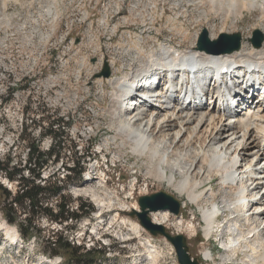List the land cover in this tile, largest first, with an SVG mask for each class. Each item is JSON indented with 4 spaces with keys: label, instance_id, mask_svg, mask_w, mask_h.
Wrapping results in <instances>:
<instances>
[{
    "label": "rangeland",
    "instance_id": "1",
    "mask_svg": "<svg viewBox=\"0 0 264 264\" xmlns=\"http://www.w3.org/2000/svg\"><path fill=\"white\" fill-rule=\"evenodd\" d=\"M117 1L120 0H0V159L8 158L10 168H23L30 141L38 143L42 151H48L54 142L49 136L43 137L44 130L41 128L47 127L48 122L45 120L47 117L60 118L62 123L56 127L65 132L62 137L64 149L59 162L51 161L42 170L41 177L46 180L55 176L64 181L66 185L64 195L72 198L74 210L81 202L91 204L94 210L89 218L93 220V217L106 207V210L111 209L110 207L117 209L124 203L130 206L138 202L140 197L165 193L180 204L179 214H172L171 222L166 224L167 227L164 226L167 231L173 236L183 235L187 239L191 255L201 264H224L225 252L219 249L215 238L209 242L206 240L205 223L201 214L204 208L220 206L223 208L220 211L223 213V217H219L220 226L223 228L224 225V230L228 228L225 230L226 233L233 231L232 225L237 217L232 214L233 205L230 207L232 204L230 200L234 197L225 193L220 185V177L214 176L213 182L203 184L199 191L207 194L200 203L184 208L186 198L180 197L165 183L156 181L151 175L148 162L133 155L129 143H123L119 138L114 139L113 129L117 121L115 122L108 114L112 108L110 83L114 82L110 81L109 84L100 86L95 82V78L100 76L91 75L90 66L93 68L98 63L101 51L104 52L106 55L104 64L98 71L102 75L106 68L109 69L110 77L105 78L107 82L113 77L121 76L124 71H129L131 64L140 65L128 52L123 53L117 49L119 41L128 42V35L117 33L113 37L111 27L99 23L105 15L115 14L111 16L110 23L124 25V18L130 16L131 10L135 11L133 8L136 7L134 3L137 0H121V15L115 11ZM167 7L171 10L177 8L174 2ZM140 13L145 16L149 14L144 9H141ZM259 15V12H248L243 22L235 21L234 27L229 25L226 31L232 34L240 33L245 39L251 36L252 42L254 32L260 29L257 27ZM196 16L194 11H190L188 17L184 18L185 24L193 25ZM141 21L140 19L139 22ZM210 24L215 28L220 27L221 22L212 20ZM163 25L164 23L160 29L164 27ZM133 28L141 32V26ZM191 28L200 29L201 35L205 30V27L197 23ZM129 32L132 34L134 31ZM151 32L156 35L155 31ZM161 32L162 41H171L177 46L182 44L183 48L190 45L180 37L167 32L165 27ZM213 33H218V38L214 40L217 41L220 38L219 30ZM149 45L160 48L161 43L156 44L153 40ZM251 45L253 46V43ZM112 60L119 63L117 68L112 67ZM204 101L209 103V100ZM74 144L77 145L75 150L85 161L86 167L80 182L66 181L69 172L64 170L63 166L65 163L68 166L72 165L71 147ZM263 160L264 156L260 161ZM23 175L30 177L31 174L25 171ZM49 180L54 182L55 179L53 177ZM0 184L13 195L17 190L16 184L5 177H0ZM98 197L106 201L105 208L98 207L99 204L96 202ZM56 203L54 201L53 205ZM225 210L228 211L225 213ZM244 214L242 218L248 217L250 213L246 211ZM89 218L86 216L78 222L69 220L68 223L61 225L47 220L44 216L34 217L40 233L37 238L33 237L25 242L17 226L9 224L0 210V264H70L69 253L60 249V245H57L55 252L49 249L51 246L48 241L55 242L59 237L65 238L73 247H81L84 249L83 252L102 251L100 253L102 261L100 260L99 264H104L103 260H106L107 264H112V261L114 264H131L138 253L140 258L146 259L142 255L149 250L146 244V239L152 238L149 233L144 231L140 235L131 233L130 239L123 242L118 237L120 234L116 224L107 229L100 228L92 221L90 227L83 228V223ZM181 219L185 226L179 227L177 224ZM19 220L23 223L29 220V214L24 209L19 214ZM191 222L197 229L195 234L187 227ZM242 222L244 228L246 221ZM7 227L17 230V242L13 243L10 239ZM152 240V245L156 247L152 249L156 257H151L153 261L148 260L142 264H179L175 248L170 243L161 236ZM208 249L213 250L216 262L204 259V251ZM149 252L150 250L148 254Z\"/></svg>",
    "mask_w": 264,
    "mask_h": 264
},
{
    "label": "bare ground",
    "instance_id": "2",
    "mask_svg": "<svg viewBox=\"0 0 264 264\" xmlns=\"http://www.w3.org/2000/svg\"><path fill=\"white\" fill-rule=\"evenodd\" d=\"M120 1L115 3L118 15L122 14ZM173 2L177 8L168 9L167 6ZM134 4L135 11L131 10L130 16L123 20L126 26L121 23L112 25L109 20L115 15L113 13L105 15L99 23L111 27L113 37L117 33L128 35V42L119 41L117 49L128 52L140 65L131 64L129 71L107 82L98 71L104 64V52L101 51L98 63L93 68L90 66L91 75L100 76L95 78L97 84L105 86L110 81L114 82L110 83L112 108L108 113L117 121L114 123V139L129 143L132 154L148 162L156 181L165 183L180 197L186 198L184 208L200 203L207 194L199 191L203 184L213 182L214 176L220 177L225 193L234 197L230 200V207L233 205L232 214L237 217L232 225L233 231L238 229L237 236L226 233L225 226H220L223 208L213 205L201 211L206 240L210 241L209 236L216 229L221 232L219 241L225 249L224 264H264V160L260 161L264 156V42L261 47L254 48L251 36L243 37L240 51L229 54L217 52L200 48L199 43L197 45L200 29L191 28L194 23L205 27L204 31L212 42L218 38L214 31L219 30L220 36L232 35L226 31L227 26L234 27L235 21L243 22L248 12H259L260 21L256 25L264 36V0H137ZM141 9L149 14H141ZM190 11L197 14L196 21L193 25H186L184 18ZM212 20H219L220 27L212 28ZM163 23L167 32L180 37L190 44L189 47L162 41L164 27L160 29V26ZM134 26H141V32ZM129 30L134 32L130 34ZM151 31H155L157 36ZM153 40L156 44L161 43L160 48L149 45ZM115 60L111 64L117 68L119 63ZM220 70L226 72L220 76ZM198 91L205 95H198ZM204 100H209V103ZM94 196L97 197L96 194ZM96 202L100 209L105 208V200L98 197ZM120 207L122 213L140 208L138 202L131 207L126 203ZM106 208L93 220L88 215L83 228L90 227L92 221L107 229L116 224L118 237L123 242L130 239L133 230L139 235V224L126 219L119 223L115 208ZM246 211L249 216L242 218ZM171 215L166 210L152 213L149 217L152 223L167 227ZM240 219L246 221V230L242 228L243 222L238 226ZM177 225L185 226V222L181 219ZM125 226L128 227L127 233H123ZM187 227L192 233L197 232L193 222ZM7 233L13 243L17 242L15 228L7 227ZM230 235L233 237L229 238ZM138 255L131 264L147 262ZM146 255L148 253L142 257ZM204 259L216 262L213 250L204 251ZM105 262L103 260L107 264Z\"/></svg>",
    "mask_w": 264,
    "mask_h": 264
},
{
    "label": "trees",
    "instance_id": "3",
    "mask_svg": "<svg viewBox=\"0 0 264 264\" xmlns=\"http://www.w3.org/2000/svg\"><path fill=\"white\" fill-rule=\"evenodd\" d=\"M45 120L48 125L41 128L44 130L43 137L49 136L54 142V145L48 151H42L38 143L30 141L27 159L23 168H10L8 158L0 159V177H5L8 181L15 183L17 187L13 195L11 191L0 184V210L9 224L17 226L25 242L30 241L33 237L37 238L40 233V229L33 220L34 217L44 216L51 222L63 225L68 223L69 220L78 222L90 215L94 209L91 204L81 202L80 206L74 210L72 198L64 195L65 182L55 176L46 180L41 177L42 170L51 161L53 163L59 162L64 149L62 137L65 135L60 127H56L62 123L60 118L47 117ZM76 147V144L71 147L72 165L63 164L64 170L69 172L66 181L80 182L86 170V167H84L85 161L81 156H78L79 152L75 150ZM25 171L29 175L31 174L30 177L23 175ZM53 177L54 182L49 180ZM54 201L57 202L56 205H53ZM23 209L29 214V220L25 223L19 220V214ZM48 243H50L51 247L49 249L51 252H55L57 245H60V249L69 253L70 264H96L102 252L99 250L83 252L84 249L73 247L62 237L57 238L55 242L49 240ZM53 254L56 255L57 253Z\"/></svg>",
    "mask_w": 264,
    "mask_h": 264
},
{
    "label": "water",
    "instance_id": "4",
    "mask_svg": "<svg viewBox=\"0 0 264 264\" xmlns=\"http://www.w3.org/2000/svg\"><path fill=\"white\" fill-rule=\"evenodd\" d=\"M242 37L240 34H222L217 41L210 42L207 31H204L200 37L199 47L210 49L217 52L233 53L241 48ZM264 42V36L258 30L254 32L252 43L254 48L261 47ZM104 78L110 77L108 68L102 73ZM140 211H133L129 214L131 218H137L141 226L146 229L153 237H164L175 248L179 264H201L194 258L187 244V239L183 235H171L164 226L152 223L150 214L169 210L170 213L178 215L180 204L170 195L157 193L150 196L139 198Z\"/></svg>",
    "mask_w": 264,
    "mask_h": 264
},
{
    "label": "built area",
    "instance_id": "5",
    "mask_svg": "<svg viewBox=\"0 0 264 264\" xmlns=\"http://www.w3.org/2000/svg\"><path fill=\"white\" fill-rule=\"evenodd\" d=\"M131 206L132 205H130L129 207H131ZM115 213L117 215V218H119V223H121L122 220H123V217H125V215H126V212L122 213V209L121 208H117V209H115ZM126 230H128V227H126Z\"/></svg>",
    "mask_w": 264,
    "mask_h": 264
}]
</instances>
